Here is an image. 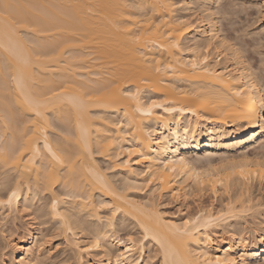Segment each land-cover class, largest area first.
Returning a JSON list of instances; mask_svg holds the SVG:
<instances>
[{
	"label": "bare ground",
	"instance_id": "1",
	"mask_svg": "<svg viewBox=\"0 0 264 264\" xmlns=\"http://www.w3.org/2000/svg\"><path fill=\"white\" fill-rule=\"evenodd\" d=\"M218 2L0 0V208L42 201L28 219L58 224L78 264H142L147 245L159 264L264 262V210L253 232L217 231L264 181L263 78L221 33L232 4ZM148 187L238 196L179 219L135 192ZM38 230L9 244V264L42 263Z\"/></svg>",
	"mask_w": 264,
	"mask_h": 264
},
{
	"label": "rangeland",
	"instance_id": "2",
	"mask_svg": "<svg viewBox=\"0 0 264 264\" xmlns=\"http://www.w3.org/2000/svg\"><path fill=\"white\" fill-rule=\"evenodd\" d=\"M181 2V0H176ZM196 1V0H191ZM227 0H219L216 4L218 12L221 10V5ZM231 13L217 14L219 27L221 33L232 40L240 47L248 62L259 75V78L264 82V17L262 10L260 9V3L255 0H231ZM179 16H186V11L179 9L177 12ZM258 147V146H257ZM253 152H259L260 155L264 154V147H258ZM250 151V155H253ZM196 156L194 157V159ZM98 163L102 169H107L108 164L98 159ZM106 173L111 174V170H106ZM118 177L114 180L117 181ZM118 184V183H117ZM151 188V187H150ZM149 187L146 190H136V194L141 199H148L155 197L154 199L158 203L159 210L166 215L176 218H186L189 216L197 217L203 212L216 213L220 210H224L223 206L228 203L229 198L236 196L234 192L224 191L223 187H220V194L207 192L206 196H190L185 197L178 196L176 198L165 197L162 200H157L156 195ZM230 196V197H229ZM238 196V195H237ZM236 196V197H237ZM235 198V197H234ZM242 199L241 203L238 199ZM235 202L238 206L242 204V207H236L244 209L243 213L237 218H233V221L227 220L219 223L221 229H217L223 237L227 236V225H231L230 229L242 228L244 232H253L261 226L262 219L260 212L264 210V181L263 184L258 181H253L250 185V191L245 192L244 195L239 196ZM231 199V198H230ZM235 201V200H234ZM245 201V202H244ZM244 202V204H243ZM42 201H38L36 198L33 201V206L30 210H34L37 206H40ZM238 209V210H239ZM202 210V211H201ZM30 211V212H31ZM216 211V212H215ZM242 211V210H241ZM238 211V212H241ZM28 211L20 213H11L5 209L0 208V264H9V260L12 254V248L9 247L16 238L25 236V233L31 231L33 227H37L40 234L47 235L45 242L41 243L42 263L41 264H78L75 252L69 246L66 235L60 230H57L58 224L53 225V220L48 219L47 224H39V220H36V224H33L32 219H28ZM127 224V223H126ZM32 225H34L32 227ZM122 225V224H120ZM133 225L129 227L118 228L117 235L122 241L128 237V233L132 230ZM137 238L138 231L132 230ZM140 236V235H139ZM127 239V238H126ZM139 253H136L134 260L139 259ZM160 252L153 247V245H147L142 264H159ZM258 264H264L262 261Z\"/></svg>",
	"mask_w": 264,
	"mask_h": 264
},
{
	"label": "snow or ice",
	"instance_id": "3",
	"mask_svg": "<svg viewBox=\"0 0 264 264\" xmlns=\"http://www.w3.org/2000/svg\"><path fill=\"white\" fill-rule=\"evenodd\" d=\"M193 63H195V62H193ZM155 101L153 102V104L155 105ZM12 196H15V193H12ZM9 200H11V197L9 198ZM110 206V205H109ZM54 207H55V205H54ZM187 223L188 222H186L185 223V227H187ZM129 239H131V237H129ZM90 249H83V251H89ZM217 264H219V260L217 261Z\"/></svg>",
	"mask_w": 264,
	"mask_h": 264
}]
</instances>
